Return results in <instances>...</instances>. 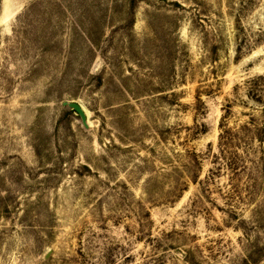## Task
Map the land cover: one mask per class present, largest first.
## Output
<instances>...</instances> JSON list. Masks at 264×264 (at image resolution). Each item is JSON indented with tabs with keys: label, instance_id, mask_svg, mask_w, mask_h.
I'll return each mask as SVG.
<instances>
[{
	"label": "rangeland",
	"instance_id": "obj_1",
	"mask_svg": "<svg viewBox=\"0 0 264 264\" xmlns=\"http://www.w3.org/2000/svg\"><path fill=\"white\" fill-rule=\"evenodd\" d=\"M0 264H264V0H0Z\"/></svg>",
	"mask_w": 264,
	"mask_h": 264
},
{
	"label": "water",
	"instance_id": "obj_2",
	"mask_svg": "<svg viewBox=\"0 0 264 264\" xmlns=\"http://www.w3.org/2000/svg\"><path fill=\"white\" fill-rule=\"evenodd\" d=\"M63 103L64 105H67L73 108L81 116L82 121L86 127L90 126L89 120H88V114L86 112V109L82 105V103L78 101H69V100H65Z\"/></svg>",
	"mask_w": 264,
	"mask_h": 264
}]
</instances>
